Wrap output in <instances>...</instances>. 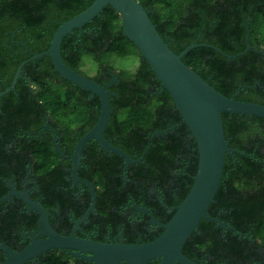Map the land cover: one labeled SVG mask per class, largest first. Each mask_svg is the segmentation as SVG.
Instances as JSON below:
<instances>
[{
    "label": "trees",
    "instance_id": "obj_1",
    "mask_svg": "<svg viewBox=\"0 0 264 264\" xmlns=\"http://www.w3.org/2000/svg\"><path fill=\"white\" fill-rule=\"evenodd\" d=\"M94 1L0 0V93L12 84L21 64L49 49L61 24L84 12ZM138 2L147 9L157 31L177 55L193 44L220 50L198 47L183 59L218 92L264 105V0ZM79 34L80 30H76L64 39V63L100 85H104L105 76L110 79L108 72L119 73V84L111 88L115 95L110 96L113 112L106 133L116 138V145L130 156L132 148L141 157L150 146L144 163L136 166L144 171L137 177L145 178L148 173L159 178L176 195L177 199L170 202L178 207L193 185L198 149L173 99L135 44L124 36L122 19L113 8H105L101 18L82 29L81 38ZM82 51L93 54L98 61L111 53L127 56L135 52L140 56L141 67L134 78H128L110 64L101 63L99 73L90 77L81 67ZM72 88L73 84L56 72L50 56L44 55L24 65L15 89L2 99L16 100L9 103L16 104L18 113L25 118V130L37 132L41 127V122L36 121L40 116L36 107L43 108L55 123L72 128L78 116L87 113L84 99L88 92L78 86ZM18 99L24 101L19 103ZM76 99L81 101L75 102ZM96 99L100 108L97 96ZM223 125L229 146L240 153L235 159L227 156L223 180L209 214L244 236L224 232L203 219L187 245L190 250L199 248L212 264L225 260L244 264L249 256L257 255L256 247L264 249L257 240L258 233L264 231V134L246 139L241 134L253 127L264 129V119L223 113ZM10 131L0 122L1 134ZM156 132L160 134L154 136ZM34 142L40 144L38 140Z\"/></svg>",
    "mask_w": 264,
    "mask_h": 264
},
{
    "label": "flooded vegetation",
    "instance_id": "obj_2",
    "mask_svg": "<svg viewBox=\"0 0 264 264\" xmlns=\"http://www.w3.org/2000/svg\"><path fill=\"white\" fill-rule=\"evenodd\" d=\"M108 74L111 77L103 78V87L119 84L118 72ZM14 101L0 99V122L11 130L6 135L0 133V246L11 253H21L34 241L51 240L50 234L68 240L65 243L73 246L76 243L69 240L98 245H143L160 237L164 231L161 225H166L177 209L170 200L177 198L159 178L148 173L145 178L137 177L144 173L136 167L144 159L127 166L123 157L107 151L96 139H90L82 154L75 158L79 141L99 120L101 107H97L96 96L87 92L84 99L87 113L76 117L72 128L55 123L43 108L36 107L40 114L36 121L41 122L37 132L24 129V117L18 113L16 104L9 103ZM106 131L105 140L130 156ZM159 134L156 132L154 136ZM35 140L41 145L35 144ZM132 152L133 160L145 158L146 153L139 157L136 149L132 148ZM84 182L92 185L94 193ZM22 195L39 206L44 217ZM185 246L183 254L187 258L197 264H212L199 248L190 250L187 243ZM254 251L257 255L249 256L244 264H264V249L256 247ZM82 256L92 255L59 247L25 264H95ZM9 257L0 248V264ZM160 263L161 260H156L149 264ZM216 264L243 263L225 260Z\"/></svg>",
    "mask_w": 264,
    "mask_h": 264
},
{
    "label": "water",
    "instance_id": "obj_3",
    "mask_svg": "<svg viewBox=\"0 0 264 264\" xmlns=\"http://www.w3.org/2000/svg\"><path fill=\"white\" fill-rule=\"evenodd\" d=\"M110 6L121 17L123 34L137 47L143 59L148 63L156 75L161 86L165 88L174 101L183 123L190 130L198 149V168L193 185L185 200L177 207L172 219L161 225L163 233L155 241L143 245H98L93 243L68 241L51 235L49 241H34L21 253H11L5 246H0L11 257L3 264H25L33 258L41 256L50 249L73 248L92 256L87 258L95 264H149L161 260L160 264H197L183 254V248L190 237L198 230L200 222L205 219L213 222L224 232L231 231L234 235L243 237L237 229L224 222L219 217H212L209 209L213 204L223 180L227 156L236 158L240 153L229 146L223 125V113L229 115L260 117L264 119V105L244 102L236 99V95L226 97L205 81L200 75L188 67L183 59L192 50L198 47L209 46L220 52L214 46L193 44L180 54L174 53L164 41L149 17V13L138 0H95L92 5L81 14L64 22L53 35L49 49L43 54H35L20 65L10 87L0 94V99L15 89L21 76L22 68L28 62H33L44 55L51 58L56 72L61 78L71 82L101 102L100 117L95 127L84 136L76 147L75 158L82 154L83 148L90 139H96L107 151L113 152L126 160V165L143 162V157L133 160L120 148L108 143L104 138L110 116L112 114L110 96L115 95L110 87H103L67 66L62 58V44L66 37L101 18L105 8ZM250 46H248V49ZM234 58V56H228ZM113 82H116L114 79ZM150 149V146L145 153ZM245 155V154H244ZM75 167L76 163H75ZM76 171V169L74 170ZM78 180L77 175H74ZM94 193L92 185L84 182ZM28 204L43 215L39 206L32 203L27 197L21 196ZM80 255V254H79Z\"/></svg>",
    "mask_w": 264,
    "mask_h": 264
},
{
    "label": "clouds",
    "instance_id": "obj_4",
    "mask_svg": "<svg viewBox=\"0 0 264 264\" xmlns=\"http://www.w3.org/2000/svg\"><path fill=\"white\" fill-rule=\"evenodd\" d=\"M81 62L82 69L90 77H94L99 73V66L101 63L110 64L115 70L124 72L128 78H134L141 67L140 56L135 52H132L127 56H118L115 53H111L102 57L101 60L98 61L93 54L82 51ZM122 118L123 117H121V119ZM255 134H264V129L253 127L248 132L242 133L241 137L246 139L248 136ZM257 240L261 244H264V231L258 233Z\"/></svg>",
    "mask_w": 264,
    "mask_h": 264
}]
</instances>
